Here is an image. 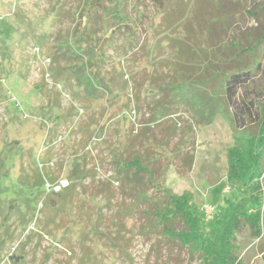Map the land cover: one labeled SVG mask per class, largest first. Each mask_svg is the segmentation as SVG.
<instances>
[{"label":"rangeland","instance_id":"obj_1","mask_svg":"<svg viewBox=\"0 0 264 264\" xmlns=\"http://www.w3.org/2000/svg\"><path fill=\"white\" fill-rule=\"evenodd\" d=\"M54 1L0 0V264H200L177 243L155 240L145 216L153 204L112 174L131 147L146 152L153 178L161 171L159 181L188 194L205 216L216 211L219 190L220 198H241L226 184L227 153L255 135L261 119L264 0H161L164 29L153 34L157 7L125 0L128 26L111 38L104 66L119 96L110 108L88 99L58 56L72 16L52 14ZM253 61L254 76L228 106L189 83L218 85L213 71ZM174 84L173 105H164L165 93H147ZM206 97L218 101L213 118L187 107ZM262 194L264 202V178ZM261 230L253 241L240 229L241 264H264V205Z\"/></svg>","mask_w":264,"mask_h":264},{"label":"trees","instance_id":"obj_2","mask_svg":"<svg viewBox=\"0 0 264 264\" xmlns=\"http://www.w3.org/2000/svg\"><path fill=\"white\" fill-rule=\"evenodd\" d=\"M150 1L157 7L160 15L153 34L156 30L164 29L162 18L166 7L161 0ZM68 3V0H56L50 11L55 16L59 15L60 11L72 16L68 21L65 35L58 42V56L65 60L67 72L74 80L75 86L92 102L110 108L114 106L119 96L109 85L104 66L109 58L107 49L111 38L116 30L121 31L128 26L125 0H83L80 8L75 6L74 11L73 3L71 2L69 6ZM261 42H264V33ZM257 67L253 61L252 66L245 64L229 72L213 71L215 78L220 77L218 85L212 78L189 83L200 84L206 90L220 94L223 103L228 106L234 103L237 90L250 81ZM175 85L159 87L156 89L157 92L148 89L147 93H165L164 105L167 106V103L173 105L172 94L167 101V91L176 86L180 87L178 84ZM260 95L264 99V94ZM216 100L214 97H206L201 106L195 108L186 103L198 117L203 118V115L207 114L213 118L217 113ZM242 105L245 110H249L252 102L242 101ZM237 112L241 111H234V116L240 118ZM208 123L210 121L206 122ZM127 146L128 144L124 146V151ZM129 153L128 157L118 159L112 175L119 179L124 189L134 198H138V201H151L153 208L145 212V216L147 229L156 241L164 238L177 243L181 248L197 255L200 264H241L239 246L236 244L240 229L247 226L253 241H259L262 237L264 105L257 133L238 140L227 153L226 184L237 189L241 198L238 200L220 198L223 189L219 190L214 199L216 211L209 216L198 210L188 194H172L164 186V182L159 181L161 171L156 179L153 178V162L148 159L145 151H134L129 147ZM262 253L264 257V251Z\"/></svg>","mask_w":264,"mask_h":264},{"label":"built area","instance_id":"obj_3","mask_svg":"<svg viewBox=\"0 0 264 264\" xmlns=\"http://www.w3.org/2000/svg\"><path fill=\"white\" fill-rule=\"evenodd\" d=\"M214 212V208L212 207L208 213H206L207 216L211 215Z\"/></svg>","mask_w":264,"mask_h":264}]
</instances>
